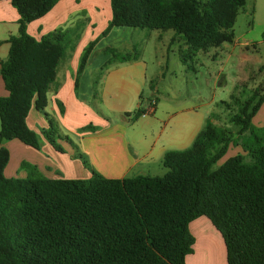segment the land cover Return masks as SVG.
I'll list each match as a JSON object with an SVG mask.
<instances>
[{"label": "trees", "instance_id": "1", "mask_svg": "<svg viewBox=\"0 0 264 264\" xmlns=\"http://www.w3.org/2000/svg\"><path fill=\"white\" fill-rule=\"evenodd\" d=\"M9 1L20 18L18 34L7 41L9 55L0 61L8 92L0 97V264H186L195 244L190 224L203 216L221 233L227 264H264V127L253 123L264 106V86L245 100L231 96L236 132L208 120L190 148L165 154L163 176L5 175L11 159L5 142L40 148L27 118L33 107L45 112L65 54L58 32L40 40L28 32L62 0ZM246 5L247 0H111L102 37L113 28L173 31L188 48L182 58L187 64L196 53L233 44ZM99 40L85 49L78 77ZM143 113L139 108L132 121ZM42 134L62 153L57 139L72 143L52 121ZM232 146L242 153L222 162Z\"/></svg>", "mask_w": 264, "mask_h": 264}, {"label": "crops", "instance_id": "2", "mask_svg": "<svg viewBox=\"0 0 264 264\" xmlns=\"http://www.w3.org/2000/svg\"><path fill=\"white\" fill-rule=\"evenodd\" d=\"M248 1L252 3V0ZM111 17V0H62L46 16L28 26L29 34L37 40L55 32L63 39L65 54L48 92L47 108L51 105L56 113L60 134L71 139L72 143L65 140L67 146L74 148L77 154H87L95 164L118 166L121 173L110 178H127L132 171L136 173L133 177L151 175L152 171L163 166L167 152L190 148L203 128L199 123L181 117L163 121L164 127L159 130V119L154 117L158 102L147 101L143 97L148 75L143 76L138 70L143 65L148 71L147 62L121 60L125 54L116 51L128 37L144 34L146 29L113 28L106 37H102ZM19 18L9 0L0 1V61L9 55L10 44L7 41L18 34ZM156 32V42L152 47L156 52L161 45L164 47L160 51L166 64L170 54L181 58L182 51H187L184 41L174 33L165 36L166 32ZM110 38L112 43L107 45ZM97 39L100 40L78 77L84 51ZM98 54L107 57L105 61L97 62L94 57ZM161 64L158 62L156 67ZM168 71L167 68L166 71L153 72L154 78L148 84L153 93L156 92L155 79L164 78ZM6 96L8 92L0 75V97ZM91 101L97 110L89 109ZM151 101L156 102L154 113L132 121L135 112L147 107ZM263 108L254 118L258 120L261 116L259 125H264V116L260 115ZM187 111L191 115L194 109ZM46 144L43 139L40 146L46 147ZM190 231L195 244L186 264H227L223 237L207 217L193 221Z\"/></svg>", "mask_w": 264, "mask_h": 264}, {"label": "rangeland", "instance_id": "3", "mask_svg": "<svg viewBox=\"0 0 264 264\" xmlns=\"http://www.w3.org/2000/svg\"><path fill=\"white\" fill-rule=\"evenodd\" d=\"M234 30L236 40L233 44H224L219 48L196 53L187 59V64L182 59L187 51H182L181 58L170 54L168 64L166 59L162 60L160 48L164 47L161 45L157 52L152 47L158 30L146 29L144 34L128 37L126 41L122 39V45L115 48L117 52L128 55L130 62H147L148 71L143 65L138 70L143 76L148 75L143 97L147 101L151 99L158 102L154 117L159 119V130L164 127L163 121L184 117L199 123L202 128L209 120L219 129L224 128L233 133L237 131L230 123V115L236 111L231 96L245 100L255 89L264 86V0H252V3L248 1ZM173 33L166 31L164 35ZM108 41L107 45H110L111 38ZM112 46H115L114 43ZM94 58L100 63L107 57L98 54ZM158 62L162 64L156 67ZM167 68L169 71L164 78L155 79L156 92L153 93L148 85L154 78L153 72L160 69L166 71ZM223 102H228L230 106H223ZM88 107L90 110H97L94 101ZM192 108L194 111L189 115L187 110ZM55 114L51 105L45 112L37 111L35 107L31 109L27 124L37 133L40 144L45 139L43 131L50 129V121L57 128ZM260 115L264 116V108ZM259 117L253 123L264 127L258 124ZM45 141L48 143L46 147L41 145L39 149L26 146L17 140L5 142L3 146L11 153L5 175L18 179H27L31 174L53 179H89L92 178L93 171L106 178L116 177L121 173L118 166L95 164L82 152L81 155L89 162L90 168L85 166L74 148L67 146L65 140L57 139V145L65 150L64 153L54 148L46 139ZM238 153H242L241 148L232 146L222 162ZM167 171L163 165L150 174L162 175ZM134 175L136 173L132 171L128 177Z\"/></svg>", "mask_w": 264, "mask_h": 264}, {"label": "built area", "instance_id": "4", "mask_svg": "<svg viewBox=\"0 0 264 264\" xmlns=\"http://www.w3.org/2000/svg\"><path fill=\"white\" fill-rule=\"evenodd\" d=\"M156 107V102L151 101L147 107H142L144 109V113L142 117H148L154 113V109Z\"/></svg>", "mask_w": 264, "mask_h": 264}]
</instances>
